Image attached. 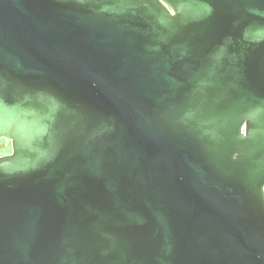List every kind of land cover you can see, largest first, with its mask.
<instances>
[{
  "label": "water",
  "instance_id": "water-1",
  "mask_svg": "<svg viewBox=\"0 0 264 264\" xmlns=\"http://www.w3.org/2000/svg\"><path fill=\"white\" fill-rule=\"evenodd\" d=\"M0 141V264H264V0H0Z\"/></svg>",
  "mask_w": 264,
  "mask_h": 264
},
{
  "label": "rangeland",
  "instance_id": "rangeland-1",
  "mask_svg": "<svg viewBox=\"0 0 264 264\" xmlns=\"http://www.w3.org/2000/svg\"><path fill=\"white\" fill-rule=\"evenodd\" d=\"M7 144L4 141H0V157L6 156L10 153L11 149L6 146Z\"/></svg>",
  "mask_w": 264,
  "mask_h": 264
},
{
  "label": "flooded vegetation",
  "instance_id": "flooded-vegetation-1",
  "mask_svg": "<svg viewBox=\"0 0 264 264\" xmlns=\"http://www.w3.org/2000/svg\"><path fill=\"white\" fill-rule=\"evenodd\" d=\"M6 146L10 148V145H9V144H7ZM10 149H11V148H10ZM10 153H11V151H10ZM10 153H9V154H10ZM9 154H7V155H9Z\"/></svg>",
  "mask_w": 264,
  "mask_h": 264
}]
</instances>
